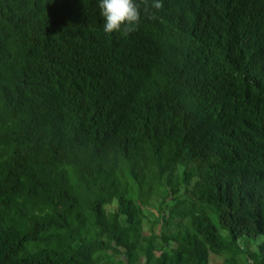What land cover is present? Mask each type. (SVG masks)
Returning a JSON list of instances; mask_svg holds the SVG:
<instances>
[{"label":"trees","instance_id":"16d2710c","mask_svg":"<svg viewBox=\"0 0 264 264\" xmlns=\"http://www.w3.org/2000/svg\"><path fill=\"white\" fill-rule=\"evenodd\" d=\"M162 3L0 0V264H264V0Z\"/></svg>","mask_w":264,"mask_h":264},{"label":"clouds","instance_id":"9594fccd","mask_svg":"<svg viewBox=\"0 0 264 264\" xmlns=\"http://www.w3.org/2000/svg\"><path fill=\"white\" fill-rule=\"evenodd\" d=\"M141 6L148 18H153L152 9L163 8L162 0H98L100 15L104 18L106 34L121 32L128 35L137 30L141 18Z\"/></svg>","mask_w":264,"mask_h":264},{"label":"rangeland","instance_id":"374dc122","mask_svg":"<svg viewBox=\"0 0 264 264\" xmlns=\"http://www.w3.org/2000/svg\"><path fill=\"white\" fill-rule=\"evenodd\" d=\"M157 203H158L157 200L151 199L149 201L148 205H146L145 210H146V213L148 214L149 218L152 217L151 216V213L156 211ZM112 209H114V205L113 204L107 206V210H112ZM149 220L150 219H145L143 221V231H144V233H148L149 232V227H150V221ZM172 245H173V243H172ZM251 248L254 249L255 248V245H252ZM221 260H222L221 257L212 256L210 258V264H220L221 263Z\"/></svg>","mask_w":264,"mask_h":264}]
</instances>
